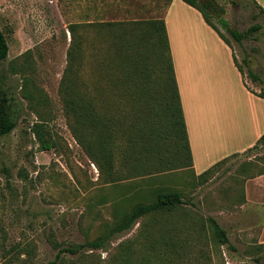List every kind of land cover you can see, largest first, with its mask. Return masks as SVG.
Returning a JSON list of instances; mask_svg holds the SVG:
<instances>
[{
    "label": "rangeland",
    "instance_id": "374dc122",
    "mask_svg": "<svg viewBox=\"0 0 264 264\" xmlns=\"http://www.w3.org/2000/svg\"><path fill=\"white\" fill-rule=\"evenodd\" d=\"M202 2L208 3L212 21L224 45L232 48L249 87L264 95V13L251 0ZM171 3L0 0V29L9 45L1 66L2 89L16 120L11 134L0 135V264H264V247L259 248L256 238L259 224H252L258 220L245 217L248 212L240 208L243 177L264 173V142L219 162L207 176H197L185 167L188 156L178 152L180 144L166 115L172 77L168 51L158 47L150 32H138L144 40L139 51L147 67L148 94L142 105L145 113L131 117L133 105L126 97L113 36L89 26L162 19ZM221 18L240 33L253 25L260 29L239 42ZM74 24H79L76 34L85 56L81 61L78 55L72 83L82 90L89 82L96 105L113 115L117 126L125 121L152 132L156 154L150 162L132 153L123 134L112 148L111 164L92 158L79 144L62 88ZM229 55L233 99L228 110L239 112L243 77L234 69L232 52ZM206 117L213 116L207 112ZM37 124L51 149L45 150L35 134ZM93 151L100 157L98 144ZM162 191L180 193L183 205L141 218L100 248L86 246ZM211 217L228 232L230 244H220Z\"/></svg>",
    "mask_w": 264,
    "mask_h": 264
},
{
    "label": "trees",
    "instance_id": "16d2710c",
    "mask_svg": "<svg viewBox=\"0 0 264 264\" xmlns=\"http://www.w3.org/2000/svg\"><path fill=\"white\" fill-rule=\"evenodd\" d=\"M182 1L197 9L203 15L205 21L210 26H212L224 39L222 33L212 21V15L208 11V3L205 4L202 2V0ZM253 2L254 5L258 6L259 8V5L255 1ZM232 4L238 5L236 1L232 2ZM259 9L262 13H264L263 9ZM220 22L239 42L245 38H248L252 35V33L260 29L259 25H253L246 32L240 33L236 30H232L229 27L228 21L225 19L221 18ZM127 23L129 22L108 21L101 23H90L89 26L97 29L98 32H102L103 30L107 29L110 31V35L113 36V38H111L113 40V52L119 57V64L123 71V78L125 79L124 81L126 82V97L131 99L133 105L132 109L134 113L131 117H138L139 114V116H142V114L145 113V111L143 112L142 105H145L144 100L148 94L147 80L144 76L146 75L144 72H146L147 67L145 65V60L142 59L144 54L140 53L139 51V42L144 40H140L141 37H139L138 32L141 31L143 34L144 32L147 33V31L150 32L149 34H151L157 41L158 47L162 49L164 46L168 51V54L170 55L169 69L171 71L172 77L171 85L168 88L170 100L166 102V115L169 117L171 127L175 130L174 136L178 139V143L180 144L178 145V152L186 153L188 156L189 162L185 167L192 168V153L172 57L170 54L165 21L164 19H155L150 21L140 20L133 21L129 24ZM78 27L79 24H74L70 27L72 40L68 53L67 71L63 77L62 88L64 94V103L67 107V113L68 115H72L76 120L74 133L79 144L91 155L92 158H101L106 160L107 163L111 164L112 148L115 146V141L117 138H119V134L120 136L123 134L124 138H127L132 153H134L136 157L150 162L153 154H156V152L152 149L153 145L155 144L152 132L148 131L146 127H139L134 124L129 126L125 123V121H121L119 126H117L111 118L113 115L109 114V112L106 111L104 107L98 108L96 105V98L91 95L89 82L83 84L82 90H76V84L74 85V83H72V76H74L76 72V62L79 59L78 55H81V61H83L85 56L84 47L81 46L83 43L81 40L78 41L76 34V29ZM126 28L131 29L126 30ZM127 34L130 35V38H127ZM8 55L9 45L4 32L0 29V135H9L16 128V120L12 112V105L9 103V99L2 89V83L5 77L2 72L3 70H1V66L3 62L8 59ZM259 96L264 98L263 94H259ZM101 103L103 106L105 105L102 101ZM101 108L102 110H100ZM139 110L141 112H139ZM38 127H41L40 124L36 125L34 132L37 134L38 139L43 143V148L45 150L51 149L52 146L46 144L41 137ZM260 142H264V135L261 137ZM95 144H98L101 148L100 157L96 153L94 154L93 147ZM210 172L211 169L200 176H207L210 174ZM182 198V195L178 192L162 191L157 195L155 201L150 203H142L141 205L135 207L122 223L110 229L106 235L88 243L86 246L100 248L104 245L105 240L111 238L114 235L122 233L125 230L132 229L141 218L166 210H174L182 206ZM209 222L213 225L215 235L219 239L220 244H230L228 232L223 227H221L217 220L211 217L209 218ZM263 247L264 244H261L259 248Z\"/></svg>",
    "mask_w": 264,
    "mask_h": 264
},
{
    "label": "crops",
    "instance_id": "0c3cea01",
    "mask_svg": "<svg viewBox=\"0 0 264 264\" xmlns=\"http://www.w3.org/2000/svg\"><path fill=\"white\" fill-rule=\"evenodd\" d=\"M253 1L264 10V0ZM162 19L192 153V170L200 176L219 162L257 145L264 135V98L249 87L232 48L224 45L225 40L197 9L182 0H172ZM230 52L234 69L243 77L245 86L239 82L244 99V103L239 102V112L228 110L233 99ZM207 112L213 117H206ZM241 184L240 208L248 212L245 217L258 220L252 224H259L256 238L264 244V173L245 176Z\"/></svg>",
    "mask_w": 264,
    "mask_h": 264
}]
</instances>
